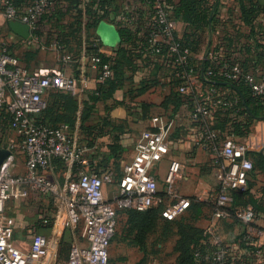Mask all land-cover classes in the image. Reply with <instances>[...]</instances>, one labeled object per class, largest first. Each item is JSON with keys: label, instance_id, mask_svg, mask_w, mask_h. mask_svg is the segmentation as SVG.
<instances>
[{"label": "built area", "instance_id": "obj_1", "mask_svg": "<svg viewBox=\"0 0 264 264\" xmlns=\"http://www.w3.org/2000/svg\"><path fill=\"white\" fill-rule=\"evenodd\" d=\"M58 1L30 0L23 12H19L9 0H0V8L7 22L28 25L31 34L28 43H37L35 33L39 21ZM151 9L150 17L143 20L144 44L140 45L139 52L143 56H164L174 68H185L178 91H189L197 98L193 109L188 111L189 118L199 126L195 138L223 161L213 218L216 221L228 219L232 192L246 189L253 165L244 142L232 134L221 138L219 132L212 129L211 115L218 109L229 110V116L236 119L241 110L237 99L223 98L216 88L204 85L202 80L212 77L230 83L243 80L251 95L264 101V73L244 74L239 65L229 61H221L215 68L200 74L195 72L188 63L189 50L176 40V21L171 17L167 0H153ZM124 22L138 23V14L130 13ZM98 43L95 40L94 46ZM97 50L100 52V48ZM67 59L66 55L61 58L62 61ZM99 63L97 55L91 58V68L97 71V80L101 82L110 78L112 72L108 64ZM50 91L78 95L80 88L73 77L59 71L27 69L19 65L8 48L0 46V108L11 115L10 130L17 138L15 143L0 147L10 152L0 166V264H62L58 249L66 232L70 234V242L63 264H109V249L121 212L145 211L161 204V217L174 221L189 207L190 199L179 196L175 187L184 169L179 161H171L164 178L165 199L169 203L159 196L158 184L152 175L153 168L168 148L175 119L154 116L149 120V127L135 141L132 160L121 165L119 181L111 171H104L100 175L84 174L73 183L69 179L71 168L82 163L86 149L78 144L77 133H72L68 125L50 128L38 123ZM16 153L24 160V171L20 174L12 172ZM55 159L66 165L68 176L63 183L48 176L54 171ZM105 185L117 187L110 198L104 194ZM32 194L51 199L54 212L40 218L41 223L49 227V234L34 235L29 250L22 251L12 243L4 207L9 199H26ZM195 198L201 200L199 196ZM234 218L244 228L243 240L253 250L250 264H264V230L255 226L254 212L250 208L237 210ZM207 241L213 250L204 256L206 261L232 264L229 263L230 247L239 249L236 236L227 242L210 229Z\"/></svg>", "mask_w": 264, "mask_h": 264}, {"label": "trees", "instance_id": "obj_2", "mask_svg": "<svg viewBox=\"0 0 264 264\" xmlns=\"http://www.w3.org/2000/svg\"><path fill=\"white\" fill-rule=\"evenodd\" d=\"M9 1L15 7H20L27 0ZM141 1L144 3L149 2L148 17H150L153 0ZM118 2L120 3V0H59L39 21L47 26L46 35H42L43 33L39 31L35 33L37 38L40 37L44 42H42L43 46H49L52 42L59 47L61 46V58L64 56L62 52L69 54L72 60H77L83 54L91 67V58L97 55L100 59L99 65L108 64L112 72L110 78L101 82L97 80L98 83L93 88H86L83 91L85 99L80 112L77 95L62 91H50L46 99V109L38 117L39 124L50 128H56L60 124L68 125L72 133H77L78 144L86 149L82 158L84 157L87 160V164H75L71 168L72 179L86 174L85 170L89 174L96 175H100L104 171H111L116 179L119 177L120 164L126 152L121 140L130 130L128 129L127 120L110 118L109 113L112 109L125 106L130 115H137L133 110L139 109L137 113L140 114L141 119L150 120L154 117L150 116L154 104L140 100V98L152 93L157 87L167 90L158 107L167 112V115L159 116L168 119H174L182 106L191 111L195 100H197L189 91L185 93L178 91L183 83L182 75L185 72L183 67L178 66L172 69L173 72L169 76L170 82L166 84L159 82L158 74H162L160 68L153 74L154 76L143 79L138 83L134 81V75L138 67L136 61L141 60L136 50H139L140 45L144 44V32L139 28L141 20L139 15L138 23L126 24L123 22V19L128 17L130 13H137L136 9L132 8L133 1H130L124 7H121ZM235 2L239 9L240 21L247 32L232 34L231 38H227L225 41L228 49H232L234 43H239L240 47L237 50L234 49L236 51L233 57L227 55L224 59L211 62L209 53L216 50H212L208 42L210 41V33L215 26L220 24L218 17L219 0H178L177 4H172L171 0H167V3L171 6V17L185 25L182 36L176 35V40L183 48L189 50L188 63L190 67L194 68L195 72L200 74L207 71V69L215 68L221 61H229V63L239 65L244 74L264 73V0H235ZM60 5H66L67 8L64 6L65 9H63V6ZM80 5H82L81 8ZM120 10L117 25L118 47L112 50L111 55L98 52L97 49L101 47V44L98 43V46H94L95 40H98L92 34L94 29L109 14L115 17ZM83 32L87 39L86 43L83 44L82 41L72 43L75 41L73 40L74 35H81ZM92 38H95L94 41H90ZM10 54L16 56L13 53ZM37 54L38 50L25 51L21 57H17L19 65L31 69V62L34 61ZM143 57L145 58L141 62L149 60L153 56L147 54ZM165 74L167 73L165 72ZM202 81L204 85L212 86L218 91L226 89L229 93L227 99H237L238 106L241 109L236 119L229 116V110H216L212 121V129L218 131L221 138L232 134L236 139L243 140L248 136L252 125L257 119L261 118L264 121V111L262 110L264 101L253 97L243 80L230 83L212 77L210 79L204 78ZM117 91L123 93L120 101L114 98ZM100 102L104 104L109 102L110 105L104 107L103 115L96 117V105ZM1 120H3L5 127L10 130L11 115L4 108H0ZM178 135H182L184 139L185 132L177 128L173 134H170L169 140H178L179 138H175ZM106 136L110 138L109 143L107 145L100 144L98 140ZM0 147H3V145L0 144ZM249 155L254 169L248 175L251 176L253 171L264 172V153L251 152L248 157ZM53 166L56 172L66 170V165L60 159H55ZM214 166L205 168L204 178L206 181L217 180L218 183V179H222L223 172L219 164L215 163ZM219 183H221V180ZM250 186L247 184L244 191L232 192V202L227 208L231 215L229 218L239 225L241 224L234 218V213L237 210L250 208L255 215L264 212L263 200L255 198L250 193ZM219 189L220 184L215 195L208 198L207 201H199L195 197H189V207L174 221H167L161 217L163 209L161 204L145 211L125 210L121 212L120 215L122 213L126 215V232L130 245L143 253L142 258L136 264H147L145 257L147 239L154 232L158 233L160 237L159 243L165 242L168 236L175 238L173 252L176 254V264H211V262L204 259V256L210 254L213 250L207 241L209 229L198 227L197 222L204 218V210L214 213ZM159 196L162 199L166 197V195L162 196L161 194ZM167 229L173 231L168 235L166 234L168 231H165ZM244 236L245 230L242 227L240 233L236 236V241L239 244V249L244 251L243 259L241 261L229 259V263L250 264L253 250L243 240ZM67 248H69V245L67 247L62 241L58 249L59 261L65 258ZM196 253L199 254L198 257Z\"/></svg>", "mask_w": 264, "mask_h": 264}, {"label": "crops", "instance_id": "obj_3", "mask_svg": "<svg viewBox=\"0 0 264 264\" xmlns=\"http://www.w3.org/2000/svg\"><path fill=\"white\" fill-rule=\"evenodd\" d=\"M120 0L121 7H124L125 5H128L130 1H133V9H136V12L138 13L140 17V24L139 28L143 31V20L148 17L149 15V2H143L141 0ZM30 0H27L26 3L20 7H16V9L19 12H23L24 8L29 4ZM172 4H177L178 0H171ZM219 12L218 17L220 24L215 26L214 30L210 33V41L208 42V45L213 50L216 51L210 52L209 59L211 62H217L221 59H224L225 56L231 55L233 57L234 52L240 47L239 43H234L232 49H228V47L225 45V41L227 38H231V35H236L237 33H244L247 32L246 28L243 27L240 18H239V9L235 2V0H219ZM61 7L63 5H60ZM65 8L66 5H64ZM63 6V9H65ZM82 5L79 7L81 8ZM121 13L117 12L116 16L113 17L112 14H109L106 19L101 21L100 23H108L112 25L116 31L118 28V20L119 15ZM50 15V14H48ZM0 17L3 16V12L0 14ZM44 17V16H43ZM125 19V18H124ZM123 19V22H124ZM99 23V24H100ZM98 26V25H97ZM97 29V27H96ZM96 29L93 31V35L98 39L99 43L101 44L100 52L111 55L112 50L116 49L119 45V36H118V42H113L111 46H104L102 45V42L99 40L98 36L96 35ZM185 30V25L181 22L176 21V35L182 36V33ZM39 32H42V35H46L47 26H38ZM118 34V33H117ZM8 35L10 39L12 40V43H15L14 45L16 48H24L20 55L18 57H21L23 53L27 50H38V54L34 61L31 62V69H37V70H43V71H59L67 76L73 77L76 80V83L78 84L80 91L77 95L78 97V103H79V112L81 111L83 105V101L85 99L83 95V91L86 88H93L97 81V72L93 70L90 67L89 62L85 58L83 54L77 59L72 60L71 56L69 54H66L62 52L64 55L67 56V61H62L60 56V51L62 50V47L57 46L55 43L52 42L49 46H43V41L38 37L37 43H28L27 41L22 40L20 37L14 35L10 32L8 29ZM45 38V36H43ZM43 42V43H42ZM236 50L234 51V49ZM211 50V51H212ZM136 53L140 55L141 60L144 59L139 50H136ZM43 56L44 59L42 58ZM17 58V56H15ZM18 59V58H17ZM141 60H137V71L134 75V81L136 83L142 81L143 79H147L151 76H154L153 74L161 69V73L158 74L159 82L161 84H166L170 82V75L173 72L172 69L174 67L169 63L168 59L164 56H153L149 60H144V62H141ZM165 72L167 74H165ZM164 89V88H163ZM220 95L223 98H227L229 96L228 91L226 89H220L219 90ZM122 92L117 91L114 95V98L118 101L122 100ZM148 95L143 96L140 98V100H144L149 103H153L154 107L152 108V112L155 108H159L158 105L160 104V101H151L148 100ZM163 98V97H162ZM159 100V99H158ZM162 100V99H161ZM106 105H110L109 102L107 103H98L96 105V114L95 116L99 117L104 114V107ZM158 110V109H156ZM136 112L137 115H130L128 113L127 108L125 106H118L114 109H112L109 113L110 118L114 120H127L128 122V129L130 130L129 133L125 134L122 137L121 144L126 149V152L124 153L123 160L121 161V165L123 163H128L133 158V148L135 141L138 137V135L143 131L146 130L150 122L149 120H143L140 117L139 109L133 110V112ZM188 109L185 106H182L179 110L178 114L175 116V128L173 129L172 133L177 128H180L181 131L185 132L186 141H179V140H168V148L166 152H169L170 148V141L171 145L174 148H179L178 153H175L176 156L171 157L167 156V162L169 167V164L171 161L176 160L179 161L183 166V172L181 177V182H179L178 187L176 188L177 193L179 196L184 198L189 197H195L199 196L201 197V200L199 201H207L208 198L213 197L215 193L218 190V185L220 184V178L217 180H209L206 181L204 178L206 174V167L212 166L215 167V163H217V160L213 159L210 155L212 154L211 150L207 147H204L197 138V134L199 133V130L197 127L198 124L196 122H193L189 116H188ZM151 112V114H152ZM155 112V110H154ZM215 113L211 115V122L214 119ZM154 116V115H152ZM156 116V115H155ZM178 126V127H177ZM110 141L109 137H104L98 140L100 144L107 145ZM243 142L248 146L249 153L251 152H260L264 153V121L257 122L247 137L243 139ZM179 144V145H177ZM105 148V147H104ZM166 152L164 153L166 155ZM248 153V154H249ZM164 158V157H163ZM162 158V159H163ZM250 158V155H249ZM161 159V160H162ZM160 160V161H161ZM158 162V164L160 163ZM220 164L219 167L223 166V161L219 160ZM254 167L252 168V170ZM251 170V171H252ZM24 171V160L23 156L20 154H15L14 157V163L12 165V172L14 174H20ZM60 171H52L51 173H48V176L52 179L61 180L58 179V173ZM65 178L68 176L67 174V168L64 171ZM152 175L157 181V184L161 183L164 186V178L166 175V172L156 173L152 171ZM63 180V181H64ZM247 184L250 186V193L257 199H262L264 202V172L259 171H253V174L250 176L248 175ZM117 187L116 185H105L103 187V191L106 197L110 198L116 191ZM159 194L162 196L166 195L163 190L159 189ZM14 200H20V199H14ZM167 200V199H166ZM170 201L167 200L166 203H169ZM8 214V213H7ZM204 214H209V221H207V218H203L200 221H198L197 226L203 229H214L217 231L227 242H230L233 237L237 236V234L240 233L242 227L238 223L233 222L230 218L224 220V221H216L213 218V213L208 210H204ZM35 215H30L26 218V221L18 224L19 227L15 226L9 227L11 230V240L12 243L20 250L22 251H28L32 237L36 234L40 235H48L50 232L49 227L43 225L39 218H35ZM41 218V217H40ZM208 223H207V222ZM205 224V225H204ZM204 226V227H203ZM255 226H257L260 229L264 230V212L259 213L255 215ZM173 238V237H172ZM162 243V242H161ZM159 243L157 245L158 248H162L163 245ZM174 244V243H173ZM174 246V245H173ZM160 251V250H159ZM67 254L65 255L64 259H60V263H64ZM244 251L241 249H236L233 245L230 247V260L233 261H241L243 259ZM59 256V255H58ZM157 256L154 257V262H158L156 259ZM176 257V256H175ZM142 258V254L138 253L136 259L134 261H130L129 264H136L138 260Z\"/></svg>", "mask_w": 264, "mask_h": 264}, {"label": "rangeland", "instance_id": "obj_4", "mask_svg": "<svg viewBox=\"0 0 264 264\" xmlns=\"http://www.w3.org/2000/svg\"><path fill=\"white\" fill-rule=\"evenodd\" d=\"M2 9L0 8V14L2 13ZM7 21L5 20L4 17H0V46L6 47L8 48L10 53H13L14 55H16L18 57V55H20L21 51L24 48H16L14 45H16L15 43H12V40L10 39L9 35H8V26H7ZM42 22H39V25L42 26L44 24H42ZM96 35L98 36L99 40L102 42V45L104 46H111L112 43L114 42H118V34L116 29L108 24V23H100L97 26L96 29ZM96 38V37H95ZM95 38H92L90 41H94ZM73 40H75L76 43H78V41H82V43H86V38H85V34L83 32V34L81 33V35H74ZM28 42V41H27ZM45 56H43L42 58L44 59ZM167 92L166 89H163L161 87H157L156 89L153 90L152 93L148 94V100L151 101H159L161 102V99L163 97V95H165V93ZM123 94V93H122ZM159 99V100H158ZM153 104V103H152ZM263 111H264V105L262 107ZM158 109V110H156ZM155 110V112H154ZM152 112V115H167V112L164 110H161L160 108H155ZM263 119H257L254 124L251 127V130L253 128V126L259 122L262 121ZM178 127V126H177ZM182 134V133H179ZM175 138H179L178 140L185 142L186 141V137H184V139L182 138V135H178V137ZM241 142H243V140L237 139ZM17 141L16 136L14 135V133L9 130L8 127H5V124L3 123V120L0 121V144L3 145V147H6L7 145H9L10 143H15ZM179 145V144H177ZM179 148H174L171 145V141H170V148H169V152H166L165 154H162L161 158H160V163L157 164L154 168L153 171L156 173H161L163 174V172L167 173V166H168V162H167V156H171L174 157L176 156L175 153H178ZM211 157H213V159H215V161L217 160V164H220V161L215 157V155L212 153L210 155ZM124 159V158H123ZM251 160V159H250ZM252 162V160H251ZM87 164V160H85V158H82V165H86ZM114 169H116L115 167H112ZM113 169V171H114ZM86 174L89 172L87 170H85ZM65 173L66 172H59L58 173V179L61 183H63L64 181V177H65ZM121 164H120V172H119V177L117 178V181H119V178L121 176ZM70 182L75 183L79 177L72 179L71 178V173H70ZM179 182H181V180H178V182L175 183V187L177 188L179 185ZM163 187L165 189V185L163 186L161 183L158 184V188L163 190ZM166 200V199H165ZM208 200V199H207ZM167 202V200H166ZM5 215H6V223L7 225L11 228L13 226H15L16 223V227H19L18 224H21L23 222L26 221V218L29 217L30 215H35L34 217L37 219L40 217H44L45 215H51L54 212V203L52 202L51 199L43 197L41 195H37V194H32L31 196H29L26 199H20V200H14V199H9L6 201L5 203ZM8 213V214H7ZM209 214L204 215V218H207V221H209ZM206 221V222H207ZM198 223V222H197ZM208 223V222H207ZM205 225V224H204ZM204 227V226H203ZM161 231V230H159ZM168 231L166 234H170L172 231H169L168 229L165 230ZM160 237L158 236V233L154 232L153 234H151L148 239H147V245H146V252H145V257L147 259V264H176V254L173 252V243L175 241V238H172L171 236H168V239L165 242H162L161 245L162 248H158L157 245L160 242ZM63 241L66 244V246L68 247L69 242H70V234L68 232L65 233L64 237H63ZM160 250V251H159ZM67 252H68V248H67ZM138 253H141L136 247H133L132 245H130L129 243V238L126 232V215L125 214H121L119 216L118 219V225L116 228V234L114 235L112 241H111V245H110V249H109V264H129L130 261H134V259H136ZM143 254V253H141ZM156 257L158 262H154V257Z\"/></svg>", "mask_w": 264, "mask_h": 264}, {"label": "water", "instance_id": "obj_5", "mask_svg": "<svg viewBox=\"0 0 264 264\" xmlns=\"http://www.w3.org/2000/svg\"><path fill=\"white\" fill-rule=\"evenodd\" d=\"M7 26L11 33L20 37L22 40L24 41L31 40V34L28 25L22 24L17 21H9L7 23ZM9 155L10 152L8 150L0 149V166Z\"/></svg>", "mask_w": 264, "mask_h": 264}]
</instances>
